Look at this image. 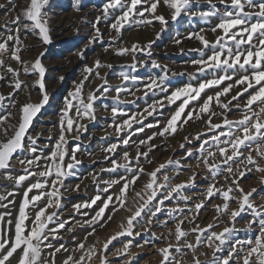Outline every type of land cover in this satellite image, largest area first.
<instances>
[{
    "label": "snow or ice",
    "instance_id": "obj_1",
    "mask_svg": "<svg viewBox=\"0 0 264 264\" xmlns=\"http://www.w3.org/2000/svg\"><path fill=\"white\" fill-rule=\"evenodd\" d=\"M219 2L225 6L222 14L219 13L214 4L208 11H192V0H107L103 5V16L105 18L110 15L113 16L110 28L117 34L116 37L112 38L113 42L122 38V30L126 27L150 26L154 20L160 23V31H164L169 21L162 13L157 12V8L161 4L169 9L172 21H177L182 14H187L190 17L198 16L204 20L212 16H219V22L210 29L216 34L214 41H209L200 33H191L187 37L189 39L195 37L199 40L203 49H211V54L206 57L203 50H199L201 51V58L193 60L191 63L198 66L196 71L201 74L211 71L212 77L200 81L197 86L188 84L165 95L164 100L167 101L168 105L175 104L177 101H180V103L171 117L167 119L161 131L154 133L147 140L139 142L140 144H147L156 135L174 134L178 127H182L193 119H203L209 130L214 133L215 130L221 129L217 134L212 135L210 139H204L202 138L203 134L198 133L194 139L201 141L199 147L195 150H186L184 157V159H187L195 156V167L200 168L203 165V169L207 173L204 179L209 180L211 178L206 189L201 193L203 199L194 205V209L190 210L195 212V216L188 222L193 223L195 217L199 215L200 209L205 207L206 202L218 197L222 200V203L213 205L216 212V216L213 217L214 222L208 223L205 227L194 225L186 231L182 228V225L187 219V215L182 219H177L174 233L171 229L168 232V236L174 235L176 243L173 244L169 241L166 246L157 249L160 257L159 264H182L186 255L183 252L184 248L192 253L191 264H264V204L256 205L251 199L253 193L256 192L255 188L245 191L239 183L240 178L254 169L262 174L260 182L264 184V165L259 162L264 161V0H219ZM209 3L211 4V0H209ZM8 4L11 5L12 10H15V0H8ZM49 4L50 0H28L27 5L15 19L10 21V23L16 25L15 35L9 34L7 39L0 43V68L5 67L3 57L5 54H9L12 60L23 66L25 74H37L38 78L32 86H38L42 95L39 103H31L30 98L24 102L12 99L16 91L22 90V85L23 88H27L28 85L19 79L18 70L7 66L6 71L12 75L13 79L10 83L12 91L8 93V96L0 94V111L5 112V114H0V170L11 168L14 154L25 150L24 138L32 120L49 99L44 83L46 69L41 62L44 53L41 52L31 62L23 61L20 55L21 49L26 47L20 39L21 31L37 32L38 30L37 35L42 44L51 43L49 17L46 12V7ZM4 7V4H0V8ZM73 7L79 11L80 0H74ZM21 17L30 23H22ZM99 19L100 17H97V22ZM203 31L201 29V32ZM159 36L160 32H157L156 38L158 39ZM97 38H101L98 28H96V36L93 37V40ZM8 41H14V44L10 47ZM91 42L92 40L89 41V43ZM153 43L154 41H148L142 45L139 42H133L130 46L115 47L113 51L120 56L131 55L133 61H136L135 53L137 52L151 56ZM176 43L179 44L181 41L177 39ZM105 51H108V49L105 48ZM79 55L82 57L83 53H79ZM152 65L153 67H160L156 61H152ZM102 67L111 68L112 65H103L99 60H96L92 67L85 66L83 79L65 97L59 121L60 135L50 155L18 160L17 162L23 166L25 174L15 177L9 175L7 177L14 180L16 186L21 185L30 176H38L44 179L37 180L27 186L23 192V200L19 205L18 216L14 221L12 219L5 221V216L10 217L11 212L0 214V264H13V262L15 264H55L54 257L56 253L62 250L64 252L69 251L64 245L58 247L52 245L49 240L50 237L58 239V231L65 229L68 221H58L55 228L48 227L57 215L55 211L49 213L48 209L62 207L59 196L60 188L64 187V179L72 175V170L80 163L76 158V152L80 150L79 145L72 150L71 161L65 162V156L68 155L65 149V145L68 143L66 134L75 132L76 135L73 138L79 139L80 134L87 130V125L80 123V121L85 119L95 120L94 105L98 99L115 91L116 95L113 99L119 102L120 93L130 91L124 85L112 88L106 87L108 81L99 71ZM130 67L135 71L137 62L132 63ZM93 75L103 83L93 90L85 91L86 82L90 84L91 80L89 78ZM119 77L125 84L129 81L136 84L139 81L138 76L128 72H120ZM2 79H4V76L0 75V80ZM60 79L63 80V77H60ZM166 79V75L158 79L149 78L145 84L144 95L147 96L149 92L154 93L156 89L168 93L169 89L165 84ZM225 82L228 83L225 84ZM222 85L224 86L221 87ZM208 89H212L213 94H206ZM233 89H238L235 95H232L227 102L223 101L221 97H227ZM202 93H205L203 98ZM132 94L135 95V93ZM6 99L11 100L10 105L4 104ZM241 100L242 103L235 105L240 112L239 119L230 120L222 112L223 124L211 122L212 117L217 115L213 110V104L230 112L232 111L230 107L232 102ZM193 101L197 103L192 105ZM190 105L192 106L190 107ZM163 106L164 102L162 100H156L145 108V112L152 115V112ZM12 108H16L17 111L13 113ZM70 111L74 112V116H69ZM111 111L113 118L121 113V110L117 107H113ZM122 114L127 115V113ZM182 117L183 119H181ZM131 119L135 123L143 125L142 119H137L136 116ZM153 126L151 124L147 125V127ZM224 126L228 128L227 132L222 130ZM114 127L116 133L119 134L122 131L131 129L133 124L125 119L122 123L115 124ZM143 130V126L136 129L139 132H143ZM222 137L226 138L221 139ZM130 139L131 136L122 138L120 143L127 146ZM184 139L188 141V137H184ZM29 140L30 145L27 151L35 153V138L29 137ZM206 145L208 148L205 147ZM253 145H255L254 148ZM117 147L118 144L114 143L104 151L114 154ZM152 147L154 146H149L148 152H141L139 145H137L136 169L130 167V157L127 151L121 157L124 163L112 158V166L101 169V171L115 173L118 169H124L130 175H120L117 179L102 181L106 186L100 189L90 201L73 205L77 212L81 208L92 209L93 205H96V208L91 218L80 225L81 227L86 225L91 231L82 239L76 240L75 247L62 261V264H92L97 256L99 257V264H110L106 253L113 240L125 235L129 237L139 236L141 233L135 230L136 226L145 217H147L145 224L151 225L154 219H158V214L165 210L166 201L179 199L187 202L190 199L189 196L183 195V192L187 187L194 185L197 178L195 170H192V166L188 165L193 174L189 176L187 181L175 184L172 183L173 177L167 174L166 169L169 165L173 166L174 174L178 177L183 167L180 161L169 159L166 163L159 164L152 171H146L139 164V158L143 156L147 159ZM181 147H184V145L182 144ZM212 148L215 150H211ZM245 152H247V155H245ZM41 159L46 162L44 170L30 171L32 166L40 167ZM148 163H152V161L148 159ZM233 165H236V167L234 168ZM162 170L164 171L161 179L158 174ZM141 175L147 176L148 180L137 191L135 185ZM218 176H223L224 185L217 186ZM93 180L95 181V177H93ZM117 185L119 186L118 190L110 192V189ZM76 189H79V185H76ZM34 190L35 194L30 196L29 194L33 193ZM8 195H13V193L10 192ZM130 196L132 207H128ZM6 198L0 196V201ZM41 200H45L43 206L38 203ZM232 203L236 204L235 208L231 207ZM30 206L34 209L31 218L26 211ZM0 207L7 208V205L0 204ZM167 210L170 218L173 213H184V209L180 208L178 204L176 207ZM120 211L129 213L119 225L120 231L103 242L97 241L98 244H101L99 248L95 244H88V238L95 234L97 226L105 227L107 222L111 221ZM246 212L251 214V220L247 223L248 230H251L254 224H258V234L247 240L233 239V234L239 231L235 227L237 217ZM224 216L228 217L232 226H225L219 232L215 231L214 229L217 227L215 221H219ZM159 223L161 226L167 225V221H159ZM5 224L9 227L5 228ZM65 230L69 233L73 232L72 227ZM144 230L147 231V227ZM190 232L196 234L194 242L187 239ZM226 244L229 245L226 256L217 257L216 253L221 252ZM201 245L211 250V260L201 261L199 259V256L208 255L206 252L199 251ZM130 247L131 241L124 244L122 249L117 250V255L128 254L129 260L125 261L124 264H131V257L135 255L128 252ZM137 247L143 246L137 245ZM45 248L54 249L48 254L53 259L49 260L44 257ZM77 253H79L78 257ZM177 254H179L180 259H177Z\"/></svg>",
    "mask_w": 264,
    "mask_h": 264
},
{
    "label": "rangeland",
    "instance_id": "obj_2",
    "mask_svg": "<svg viewBox=\"0 0 264 264\" xmlns=\"http://www.w3.org/2000/svg\"><path fill=\"white\" fill-rule=\"evenodd\" d=\"M107 0H80V10L77 11L73 7L74 0H50V4L46 7V12L49 17V28L51 43L42 44L37 32L34 31H21L20 39L26 46L21 49V59L23 61H34V59L43 52L41 62L44 65L46 72L44 76V83L48 101L35 115L32 123L28 129L27 135L24 138L25 150L19 151L14 154L12 160V167L4 170L0 174V196L7 197L5 200L0 201V204H6L7 208L0 207V214L11 212V216H5V221L12 219L13 221L18 216L19 205L23 200V192L27 186L37 180H43L44 178L38 176H30L28 180H25L21 185L16 186L14 180H10L7 177L18 175H24L23 166L19 164L18 160H25L33 158L35 156H48L54 149L55 144L60 135L59 121L61 117V110L64 107V100L68 93L74 90V86L83 79L85 66L92 67L96 60H99L101 64H111L112 67H102L99 69L102 76H105L108 83L106 87H115L124 85L130 91L121 92L119 96V102L114 100L116 95L115 91H112L105 96L101 97L95 102V120L85 119L80 121L87 125V130L80 134L79 139H74L75 132L66 134L68 143L65 145V149L68 155L65 156V162L71 161L72 150L79 145L80 150L76 152V158L80 163L72 170L73 174L64 179V187L60 188L59 196L62 207L59 209L49 208L48 212L55 211L57 213L53 222L48 225L49 228H55L58 221H68L65 229L68 227L73 228V232L69 233L65 229L58 231V239L49 238L50 242L54 246L64 245L69 251L63 250L55 254V264H62V261L71 253V250L75 247L76 240L82 239L88 232L91 231L86 225L81 227L80 225L84 221L91 218L94 214L96 205H93L92 209L81 208L79 212L75 211L73 205L83 204L93 198L100 189H103L106 185L102 181L117 179L120 175H130L124 169H118L117 172L111 173L107 171H101V169L110 168L111 159L115 158L118 162L124 163L121 160L123 153L127 151L130 157V167L137 168L136 151L137 145L141 152H148L149 146L152 145V150L149 152V156L145 159L143 156L139 158V164L145 168L146 171H152L158 167L159 164L166 163L169 159L173 161H180L183 165L181 174L176 177L174 174L173 166L169 165L166 169L167 174L173 177L172 183H181L187 181L189 176L193 174L192 170L197 173V178L194 185L187 187L183 195L189 196L190 199L187 202L179 199H173L166 201V208L162 213L158 214V219H154L151 225H146L144 218L136 226V231L141 234L139 236H119L111 242L108 251L106 253L110 264H124L129 260L128 254L117 255V250L122 249L123 245L131 241V247L128 252L134 253L131 257V264H159V255L157 249L167 245L169 241L173 244L176 243L175 237L168 236L169 229L174 233L175 221L182 219L187 215L182 228L186 231L190 230L194 225H200L205 227L208 223H212L213 217L216 216V212L213 209L214 204L222 203L218 197H214L207 201L205 207L200 209L199 215L195 217L193 223H189L195 216L194 205L198 203L203 197L201 193L207 187L209 180H205L204 176L207 174L203 169V165L200 168H196V157H188L184 159L186 150H195L199 147L201 141L194 139L198 133H202L204 139H210L212 135L217 134L221 129L210 131L208 125L202 120H191L182 127H178V130L174 134H165L164 136L156 135L154 139L148 141L147 144H140L141 140H147L148 137L153 136L154 133H158L163 129L167 119L171 117L180 101L175 104L168 105L164 100L165 95L170 94L176 88L184 87L191 84L197 86L198 83L206 78L212 77V72L199 73L196 71V65L191 62L201 58V51L205 57L211 54V49H203V46L199 40L195 37L187 38L191 33H200L204 35L209 41H214L215 35L210 29L219 22V16L209 17L207 20L201 19L198 16L190 17L187 14H182L178 17L177 21H172L170 18L169 9L161 4L157 8L158 13H162L168 24L165 26L164 31H160L161 25L158 21H153L150 26H133L126 27L122 30V38L113 42L112 38L116 37V32L110 28V24L113 21V16L110 15L107 18L103 16V5ZM28 0H15L16 8L12 10L11 5L8 4V0H0V4H4V8H0V43H3L9 34L15 35V24L10 23L21 12V10L27 5ZM215 5L219 13H223L225 6L219 2V0H192V11H208L212 5ZM97 17H100L97 22ZM22 23H30L21 17ZM95 25V27H94ZM96 28L101 33V38L93 40L96 36ZM201 29L204 31L201 32ZM12 30V31H9ZM160 32V36L157 39L156 33ZM179 39L181 43L177 44L176 40ZM92 40L91 43L89 41ZM148 41H154L151 47V56H147L144 53H135L136 61H133L131 55H117L113 48L121 45L130 46L133 42H139L140 44H146ZM11 47L14 41H8ZM105 48L108 51H105ZM79 53H83L81 57ZM3 59L5 60V67L0 68V75L4 76V79L0 80V94L8 96V93L12 91L10 83L13 79L10 73H7V66H11L13 69L18 70L19 79L28 85L27 88L16 91L13 98L16 101L24 102L29 100L31 103H39L42 99L39 87H33L34 81L38 78L37 74H25L23 66L16 61L12 60L9 54H5ZM152 61H156L160 67H153ZM137 62V68L133 71L130 65ZM142 62V63H141ZM120 72H128L132 75L139 77V81L136 84H132L130 81L125 84L120 77ZM167 76L165 84L168 86V93H163L159 89L155 92H149L147 96L144 95L145 84L149 78L158 79L161 76ZM63 77V80L60 79ZM91 83L86 82L85 91L93 90L95 87L103 83V81L91 76L89 78ZM228 82H225V84ZM222 85L221 87H223ZM139 89V91H137ZM238 89H233L227 97H221V99L227 102L232 95H235ZM132 93H135L133 95ZM206 94H213L212 89L206 90ZM246 95V94H245ZM202 98L205 97V93L201 94ZM156 100H162L164 106L157 108L152 112V115H148L145 112V108L152 104ZM202 102V100H201ZM197 102L193 101L192 105ZM237 103L241 101H233L232 111L228 112L219 108L213 104V110L217 113L212 117V123L223 124V112L228 119L236 120L240 118V112L235 107ZM5 105H10L11 100L6 99ZM190 105V107L192 106ZM117 107L121 110V113L117 114L113 118L111 109ZM11 111L15 113L16 108H12ZM151 111V109H149ZM122 113H127L124 115ZM0 114H5L4 111H0ZM142 114V115H137ZM69 116H74V112L70 111ZM136 116L137 119L143 120V125L135 123L131 118ZM128 119L133 124L131 129L116 133L115 124L122 123L123 120ZM183 119V117L181 118ZM206 119V118H205ZM154 125L153 127H147V125ZM144 127L143 132L136 131L140 127ZM223 131L227 132L228 128L224 126ZM134 133V134H133ZM131 136L130 142L127 146L120 143L122 138ZM29 137L35 138L36 152L32 153L27 151L30 140ZM184 137H188V141H185ZM222 137L221 139H225ZM118 144L115 153L105 152L104 149L111 144ZM184 147H181V145ZM208 148V146H205ZM255 145H253V148ZM211 150H215L212 148ZM255 154V153H253ZM247 155V152H245ZM107 157V158H106ZM148 159L152 163H148ZM259 160V158L257 157ZM264 165V161H259ZM46 162L41 159L40 167L32 166L30 171L38 172L44 170V164ZM188 165L192 166V170ZM235 168L236 165H233ZM251 167V166H249ZM163 171L158 174L162 179ZM261 173L256 172L254 169L251 172H247L244 177L239 179L240 187L245 191H249L252 188L256 189L253 193L252 200L256 205L264 204V184L260 182ZM95 177V181L93 180ZM148 180V177L141 175L139 181L135 185L136 190L139 191L144 183ZM225 181L223 176L217 177V186L224 185ZM76 185H79V189H76ZM118 185L110 189V192L118 190ZM13 195H8V193ZM35 194L33 193L29 195ZM107 195V194H105ZM175 195V194H174ZM46 199V198H45ZM40 206H43L45 200L38 202ZM99 204V201L97 202ZM184 209V213L176 212L172 214L170 218L167 209L176 207ZM132 198L129 197L128 207H132ZM232 208L236 207L235 203H232ZM30 218L34 214V209L31 206L26 209ZM86 213V215H85ZM129 213L120 211L114 218L107 222L106 226L96 228L94 235L89 236L87 243L95 244L97 248L101 247L97 241H105L108 237L114 233L120 231L119 225L124 221L125 217ZM251 220V214L249 212L242 213L240 217H237L235 227L239 231L233 234V239L247 240L253 238L258 234L259 225L254 224L251 230H248L247 223ZM159 221H167L166 226H161ZM79 222V223H78ZM26 223H28L26 221ZM217 227L214 229L219 232L223 227H231V223L227 216L222 217L219 221H215ZM5 228L9 227L4 225ZM147 227V231H145ZM14 230V229H13ZM195 233L188 235L187 239L194 242ZM218 243V242H217ZM142 245L143 247H137ZM229 245L223 246L221 252H217V257H224L227 254ZM54 251V249L45 248L44 257L46 259H53L48 254ZM200 252H206L207 256H199L201 261L211 260L212 252L209 248L201 245ZM183 252L186 255L183 258L182 264H191L192 253L184 248ZM77 257L79 253L76 254ZM177 259H180L177 254ZM15 264V262H13ZM92 264H99V257L97 256Z\"/></svg>",
    "mask_w": 264,
    "mask_h": 264
},
{
    "label": "water",
    "instance_id": "obj_3",
    "mask_svg": "<svg viewBox=\"0 0 264 264\" xmlns=\"http://www.w3.org/2000/svg\"><path fill=\"white\" fill-rule=\"evenodd\" d=\"M4 170H0V174L3 172Z\"/></svg>",
    "mask_w": 264,
    "mask_h": 264
}]
</instances>
